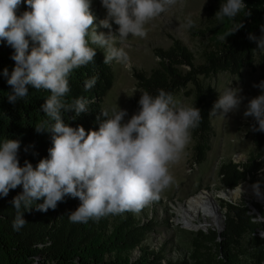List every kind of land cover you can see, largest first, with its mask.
Returning <instances> with one entry per match:
<instances>
[{
	"label": "clouds",
	"instance_id": "obj_1",
	"mask_svg": "<svg viewBox=\"0 0 264 264\" xmlns=\"http://www.w3.org/2000/svg\"><path fill=\"white\" fill-rule=\"evenodd\" d=\"M21 2L0 0V40L14 49L11 59L15 61L10 76L6 68L2 73L12 89L7 98L12 104L24 100L29 86L50 92L41 105L48 120L35 126V130L51 133L53 146L34 168L28 160L20 166L19 139L0 143V196L6 197L18 186L23 189L11 201L16 212L13 229L18 231L27 223L24 211L40 199L43 203L36 209L46 213L55 210L65 196L78 198L80 205L68 214L74 223L139 212L158 200L173 183L170 165L185 154L191 130L199 127L203 119L201 110L176 101L171 92L163 89L156 95L144 91L130 119L125 120L128 112L120 107L111 115L102 111L107 119L100 122L98 130L86 132L82 126L74 128L65 123L64 113H75L69 118L75 120L90 103L83 96L70 102L65 99L70 92L69 76L74 69L93 63L97 48L104 52V64L115 61L131 70L125 41L130 36L146 37L145 25L176 6L178 0H101L106 16L100 25L109 29L107 34L96 30L90 11L92 0H24L30 10L17 16ZM241 11L251 16L244 0H224L215 16L221 21L234 20ZM113 23L118 26V35L112 32ZM180 27H195L191 15ZM242 27L243 23L234 24L220 38L226 40ZM260 32L259 38L252 33L248 38L257 43V49H264V24ZM95 84V77L86 80L84 91H90ZM253 87L259 88L261 94L248 100L243 116L255 121L252 131L264 132V80ZM242 91L240 87H226L211 114L226 118L238 112L247 99ZM260 186V181L253 185L257 195Z\"/></svg>",
	"mask_w": 264,
	"mask_h": 264
},
{
	"label": "trees",
	"instance_id": "obj_2",
	"mask_svg": "<svg viewBox=\"0 0 264 264\" xmlns=\"http://www.w3.org/2000/svg\"><path fill=\"white\" fill-rule=\"evenodd\" d=\"M223 2L215 0L214 5L207 9L205 27L199 31L192 30L210 41V46L203 51L204 61L201 64L195 65L193 53L175 39L168 49L155 50L160 60L149 73L134 71L132 74L139 89V94L131 99L134 113L139 108L138 101L144 91L152 95H156L159 89L173 95L183 91L185 96H193L194 106L201 110L203 119L199 127L191 130L194 140L191 165H198L211 150V111L219 98L216 89L210 84L205 85L199 76L209 79L219 72L238 75L244 67L253 69L257 63L262 69L260 81L264 80V49H257V43L248 38L249 33L257 38L261 36L264 0H244L251 10V16H245V10L234 20L224 18L221 21L215 14ZM26 10L30 9L22 0L16 15L20 16ZM240 23L244 27L235 34L226 40L220 38L234 24ZM13 54L14 49L6 41L0 40V143L5 139H19L20 166H24V161L28 160L35 168L40 159L48 156V149L53 146L51 133H37L35 130V126L48 120L41 105L50 92L29 86L28 96L24 100L15 104L8 102L7 95L12 89L2 73L6 68L11 75L15 67V61L11 59ZM103 61L104 54L97 48L93 63L74 69L70 74V92L65 99L70 102L83 96L90 103L88 110L75 120L69 119L75 113L63 114L69 126H82L88 132L98 130L100 122L107 119L102 115V111H107L103 99L112 87L114 73L111 65ZM183 66L187 67L185 71ZM93 77L96 78L95 86L85 92L84 82ZM189 83L194 86L192 91L186 89ZM246 119L249 123L247 136L254 150L243 162L228 160L219 165L218 178L222 189H232L245 181L250 184L260 181V188L264 190V132L252 131L251 126L255 121L252 117ZM25 147L28 148L27 152L24 151ZM22 190V186H18L10 190L6 197L0 196V264H264V236L258 234V230L264 232V208L255 202L260 215L258 220L255 214L249 213L250 208L244 200L222 203L225 212L221 233L218 235L213 229L198 231L190 241L189 257L172 261L166 260L162 249H150L143 244L154 226L151 222L141 223L131 214L114 221H110L108 215L98 221L71 222L68 214L81 203L71 196H65L55 210L49 209L46 213L36 209L43 199L34 201L31 209L24 211L27 223L18 231L14 230L12 223L16 212L11 201ZM136 248L139 253L133 257L132 252Z\"/></svg>",
	"mask_w": 264,
	"mask_h": 264
},
{
	"label": "rangeland",
	"instance_id": "obj_3",
	"mask_svg": "<svg viewBox=\"0 0 264 264\" xmlns=\"http://www.w3.org/2000/svg\"><path fill=\"white\" fill-rule=\"evenodd\" d=\"M215 0H178V4L160 17L152 20L145 25L147 36L144 38L129 37L125 41V50L128 52L132 68L128 70L121 64L113 61L110 65L114 73L112 87L107 91L103 99V105L111 115L113 109H126L130 119L134 114V104L132 98L139 94V89L135 86L132 76L134 71L149 73L150 70L158 65L157 54L155 50L168 49L176 39L185 45L194 55V64H201L203 60V51L210 46L207 38L200 36L197 32L207 24V9L214 5ZM90 11L93 13L97 32L108 33L109 29L100 25V21L106 16V9L102 6L101 0H92ZM191 15L195 21V27L191 29L181 28L185 17ZM118 26L113 23L112 32L118 35ZM99 49V48H98ZM102 50V49H100ZM103 52V50H102ZM104 54V52H103ZM183 71L187 69L182 67ZM262 69L256 63L253 69L244 67L240 74L232 75L228 72H219L214 77L206 79L199 76L204 84L213 86L218 95L222 94L226 87L242 88L241 95L246 97L236 113H229L225 118L217 113L213 114L211 124L213 135L210 139L211 150L207 153L206 159L199 162L198 165L192 164V153L194 140L185 149V154L181 160L170 165V171L174 176L173 183L160 193L159 199L150 202L139 212H124L118 215H109V220L114 221L120 216L131 214L141 223L151 222L153 230L149 232L144 245L151 249L163 250L166 260H179L189 257L190 241L201 229H189L181 227L175 223L174 205L184 202L188 197L197 194L199 191L221 190L223 187L218 178V167L224 162L231 160L235 163L243 162L254 150L251 139L247 136L249 129L248 120L243 116L245 106L249 99L259 95V88L253 87L260 83ZM193 84L189 83L186 89L193 90ZM174 99L180 103L194 106L193 96H185L183 91L177 92ZM241 154L243 158L235 159V155ZM251 187L248 182H241ZM239 183V185H241ZM244 200L248 204L258 203L251 195L249 198H241L234 202ZM227 201H222L225 203ZM264 208V203H258ZM253 206V205H252ZM222 211V210H221ZM256 216V215H255ZM259 219L258 216H256ZM224 222V220H223ZM211 227L204 229L208 232ZM139 249L132 252V256H137ZM164 261V263L166 262Z\"/></svg>",
	"mask_w": 264,
	"mask_h": 264
},
{
	"label": "bare ground",
	"instance_id": "obj_4",
	"mask_svg": "<svg viewBox=\"0 0 264 264\" xmlns=\"http://www.w3.org/2000/svg\"><path fill=\"white\" fill-rule=\"evenodd\" d=\"M240 158H243V155H235V159ZM251 195L255 198L254 201L264 203L261 191L260 195H257L253 186L250 187L246 184L238 185L233 190L199 191L184 202L174 205L176 214L174 221L190 229H208L210 227L217 229L223 222L221 202L236 201L243 197L249 198ZM252 205L256 208L254 204Z\"/></svg>",
	"mask_w": 264,
	"mask_h": 264
},
{
	"label": "water",
	"instance_id": "obj_5",
	"mask_svg": "<svg viewBox=\"0 0 264 264\" xmlns=\"http://www.w3.org/2000/svg\"><path fill=\"white\" fill-rule=\"evenodd\" d=\"M251 186H253L254 184H250ZM235 188V187H234ZM234 188H232V189H230V188H225V190H233ZM260 191H261V193H262V197H263V199H264V190L262 189V188H260ZM227 202H229V203H235L234 201H231V200H228ZM263 202H264V200H263ZM259 203V202H258ZM248 204V203H247ZM248 207L250 208V211H249V213H251V214H255L256 216H258L259 217V219H260V215H259V212H258V210L256 209V208H254L251 204H248ZM225 212V208H222V216H223V220H224V213ZM258 220V219H257ZM175 223H178V222H175ZM178 224H180L181 225V227H184V228H188V227H186V226H183L181 223H178ZM223 228H224V223L222 222V225L219 227V228H217V229H213V230H215L216 231V233L219 235L220 233H221V231L223 230ZM190 229V228H189ZM198 229H201L202 231H205L204 229H202V228H198ZM198 229H195V230H198ZM218 240H219V238H218ZM37 264V263H36Z\"/></svg>",
	"mask_w": 264,
	"mask_h": 264
},
{
	"label": "built area",
	"instance_id": "obj_6",
	"mask_svg": "<svg viewBox=\"0 0 264 264\" xmlns=\"http://www.w3.org/2000/svg\"><path fill=\"white\" fill-rule=\"evenodd\" d=\"M258 234H259L260 236H264V232L261 231V230H258Z\"/></svg>",
	"mask_w": 264,
	"mask_h": 264
},
{
	"label": "crops",
	"instance_id": "obj_7",
	"mask_svg": "<svg viewBox=\"0 0 264 264\" xmlns=\"http://www.w3.org/2000/svg\"><path fill=\"white\" fill-rule=\"evenodd\" d=\"M197 166V165H196Z\"/></svg>",
	"mask_w": 264,
	"mask_h": 264
}]
</instances>
